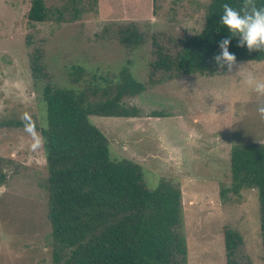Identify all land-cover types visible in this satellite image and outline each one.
Listing matches in <instances>:
<instances>
[{
    "label": "rangeland",
    "instance_id": "374dc122",
    "mask_svg": "<svg viewBox=\"0 0 264 264\" xmlns=\"http://www.w3.org/2000/svg\"><path fill=\"white\" fill-rule=\"evenodd\" d=\"M44 1L49 18L31 22V0H0V124L21 121L25 113L45 122L44 81L33 79L30 68L34 51L42 53L55 86L85 89L90 101L101 96L93 89L117 81L127 66L146 84L140 94L123 98L140 116H89L108 138L111 157L139 163L148 188L161 178L180 186L186 264H226L227 229L241 238L242 264H263L258 190L221 192L231 183V146L264 142L257 112L264 100L244 84L238 69L148 83L156 45L175 53L183 38L198 34L210 0ZM129 24L143 37L134 49L119 40ZM237 62L243 72L264 79V60ZM152 111L163 116H149ZM32 142L24 127L0 125V264H52L48 170L43 146L33 151Z\"/></svg>",
    "mask_w": 264,
    "mask_h": 264
},
{
    "label": "trees",
    "instance_id": "16d2710c",
    "mask_svg": "<svg viewBox=\"0 0 264 264\" xmlns=\"http://www.w3.org/2000/svg\"><path fill=\"white\" fill-rule=\"evenodd\" d=\"M224 3L238 9L242 0H210L202 30L183 38L175 53L156 45L149 84L218 69L213 58L220 52L219 42L230 36L220 23ZM257 4L264 6V0H257ZM27 18L31 22L46 21L49 16L45 1L31 0ZM238 39L232 37L229 45L237 61L264 60V51L249 52L246 46L238 47ZM119 40L132 49L143 43L142 34L133 24L120 29ZM42 58V53L34 51L30 68L33 79L44 81L45 122H35V126L44 140L48 170L52 264H186V240L179 231L180 186L161 178L154 188H148L142 166L131 159L112 158L108 138L89 120L90 115L140 116V109L126 105L123 98L140 94L146 84L123 66L117 81L92 90L94 94L101 91V96L90 101L85 89L55 86ZM74 70L78 73L82 68L74 66ZM149 116L163 114L152 111ZM0 125L24 127V122L9 120ZM229 169L231 183L221 195L227 191L258 190L264 245V142L231 146ZM240 244L241 238L235 232L225 230L226 264H242L237 259Z\"/></svg>",
    "mask_w": 264,
    "mask_h": 264
},
{
    "label": "clouds",
    "instance_id": "9594fccd",
    "mask_svg": "<svg viewBox=\"0 0 264 264\" xmlns=\"http://www.w3.org/2000/svg\"><path fill=\"white\" fill-rule=\"evenodd\" d=\"M223 13L220 15V23L230 33L228 38L219 42L220 53L214 56L218 68L227 69L231 73L238 69L244 84L254 92L258 98L264 100V79L258 78L253 72H243L242 64H238L237 57L229 51L232 37H238V47H247L249 52L264 51V6H258L257 0H242L241 6L237 9L228 3L222 5ZM258 115L264 120V103L257 108ZM25 131L33 138L30 147L33 151L42 147L44 140L36 132L35 122L31 116L25 113L22 116Z\"/></svg>",
    "mask_w": 264,
    "mask_h": 264
}]
</instances>
